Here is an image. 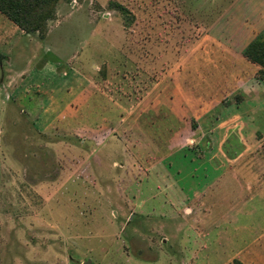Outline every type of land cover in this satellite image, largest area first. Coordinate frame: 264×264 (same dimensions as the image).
I'll list each match as a JSON object with an SVG mask.
<instances>
[{
    "label": "rangeland",
    "instance_id": "1",
    "mask_svg": "<svg viewBox=\"0 0 264 264\" xmlns=\"http://www.w3.org/2000/svg\"><path fill=\"white\" fill-rule=\"evenodd\" d=\"M235 1L60 0L34 32L0 11V264H264V193L188 195L207 139L174 138L236 63L207 36Z\"/></svg>",
    "mask_w": 264,
    "mask_h": 264
},
{
    "label": "crops",
    "instance_id": "2",
    "mask_svg": "<svg viewBox=\"0 0 264 264\" xmlns=\"http://www.w3.org/2000/svg\"><path fill=\"white\" fill-rule=\"evenodd\" d=\"M242 1L244 4L238 6ZM251 4L258 5L259 9L252 15L247 14ZM238 8L242 13H234ZM263 30L264 0H236L229 10L212 23L207 34L236 63L223 74L220 66H217L221 70L217 76L221 78L213 81V86H204L201 93L183 95L182 98L188 102L185 112L181 107L178 109L182 112L172 108L177 116L180 113L187 114L195 124V128H192L191 122L186 123L182 131L175 133V139L179 140L183 132L188 130L192 136L187 140L192 141L193 147L199 146L203 137L207 139L203 143L204 154L189 158L195 169H190L188 177L197 185L188 188V195H213L233 185L251 190L252 193L256 190L264 193V180H259L261 176L264 177V157L250 155L264 142V81L256 75L258 65L243 55L247 45ZM204 66H207L206 61ZM197 73L195 71L194 78L199 76ZM178 92L181 94L180 90ZM238 92L243 97L235 102ZM196 94H207V98ZM221 96L227 97L228 103ZM179 98L174 96L172 104ZM247 177L252 179L251 183L245 181ZM197 179L202 180V184L199 185ZM209 180L211 183L207 184ZM217 182L219 186H213Z\"/></svg>",
    "mask_w": 264,
    "mask_h": 264
},
{
    "label": "trees",
    "instance_id": "3",
    "mask_svg": "<svg viewBox=\"0 0 264 264\" xmlns=\"http://www.w3.org/2000/svg\"><path fill=\"white\" fill-rule=\"evenodd\" d=\"M60 0H0V11L27 32L42 30ZM243 55L259 66L257 77L264 81V31L244 49Z\"/></svg>",
    "mask_w": 264,
    "mask_h": 264
},
{
    "label": "water",
    "instance_id": "4",
    "mask_svg": "<svg viewBox=\"0 0 264 264\" xmlns=\"http://www.w3.org/2000/svg\"><path fill=\"white\" fill-rule=\"evenodd\" d=\"M84 264H92L90 260H87L86 262H84Z\"/></svg>",
    "mask_w": 264,
    "mask_h": 264
}]
</instances>
